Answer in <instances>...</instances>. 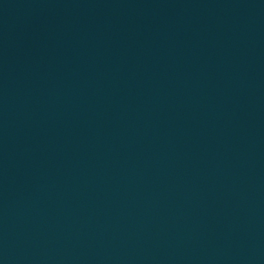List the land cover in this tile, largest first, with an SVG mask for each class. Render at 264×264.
Returning <instances> with one entry per match:
<instances>
[{
    "label": "water",
    "instance_id": "obj_1",
    "mask_svg": "<svg viewBox=\"0 0 264 264\" xmlns=\"http://www.w3.org/2000/svg\"><path fill=\"white\" fill-rule=\"evenodd\" d=\"M0 264H264V0H0Z\"/></svg>",
    "mask_w": 264,
    "mask_h": 264
}]
</instances>
